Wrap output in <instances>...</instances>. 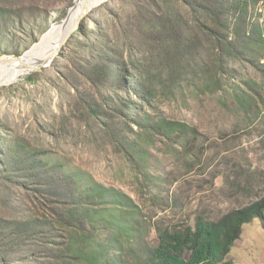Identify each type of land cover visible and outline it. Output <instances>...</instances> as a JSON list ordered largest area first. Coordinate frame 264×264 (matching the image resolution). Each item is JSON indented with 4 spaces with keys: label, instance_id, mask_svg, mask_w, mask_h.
Returning a JSON list of instances; mask_svg holds the SVG:
<instances>
[{
    "label": "rangeland",
    "instance_id": "obj_1",
    "mask_svg": "<svg viewBox=\"0 0 264 264\" xmlns=\"http://www.w3.org/2000/svg\"><path fill=\"white\" fill-rule=\"evenodd\" d=\"M75 1L0 0V11L6 13L0 21L6 19L8 26L0 34V60H18L27 54L70 14ZM130 1H105L82 19L80 27L88 24L90 30L108 36L113 47L122 50ZM255 13L257 17L250 20L264 25V0L255 6ZM19 24L22 29L17 28ZM77 37L79 29L50 66L0 86V150L18 143L41 153L52 164L66 167L69 173L80 171L89 175L86 179L92 177L127 194L138 206L150 246L157 244L161 232L194 230L199 221L218 222L264 197V73L259 72L260 66L233 63L231 80L217 74L215 83L193 70L181 78L155 70L157 110L148 113H162L170 121L184 123L190 133L173 140L138 136L136 126L132 125L131 133L108 112L97 122L81 103V94L92 95L93 90L73 71L70 50ZM261 51L264 56V49ZM136 55L141 57L139 52ZM260 64L264 72L263 58ZM235 86L250 94L247 111L239 110L235 103ZM118 120L121 124L116 129L123 136L130 133L138 142L142 153L138 160L131 161L116 145L108 125ZM5 174L0 171V219L10 221L26 212L52 220L49 202L42 200L41 205L31 188L8 182ZM58 235L68 234L63 229ZM46 248L52 246L40 242L0 261L21 264L15 258L20 256L29 264H44ZM229 259L234 264H264V230L258 222L247 227Z\"/></svg>",
    "mask_w": 264,
    "mask_h": 264
},
{
    "label": "trees",
    "instance_id": "obj_2",
    "mask_svg": "<svg viewBox=\"0 0 264 264\" xmlns=\"http://www.w3.org/2000/svg\"><path fill=\"white\" fill-rule=\"evenodd\" d=\"M261 1L132 0L122 50L113 47L108 36L83 25L79 28L82 40L77 37L75 44H70L73 71L93 90L92 95L81 94V103L97 122L108 112L131 133L132 125L136 126L139 132L134 134L138 136L183 139L190 133L186 124L170 121L162 113H148L157 110L154 85L158 75L154 71H168L181 78L193 70L215 83L217 74L230 81L231 64L245 61L257 64L264 73L260 64L264 25L250 20L257 17L255 6ZM5 15L0 11V18ZM6 21H0V34L8 27ZM233 91L239 110L247 111L250 94L236 86ZM120 124L118 120L108 125L116 145L131 161L138 160L142 156L138 142L130 133L123 136L116 129ZM41 156L18 143L0 150V171L6 173L5 179L31 188L40 203L49 202L52 211V220L26 212L10 221L0 219V260L44 242L52 246L45 249L44 264H234L229 255L247 227L258 222L264 230L263 197L218 222L199 221L194 230L161 232L157 244L150 246L132 198L92 177L86 179L89 175L80 171L69 173L66 167ZM63 229L66 237L58 235ZM15 258L29 264L23 257Z\"/></svg>",
    "mask_w": 264,
    "mask_h": 264
},
{
    "label": "bare ground",
    "instance_id": "obj_3",
    "mask_svg": "<svg viewBox=\"0 0 264 264\" xmlns=\"http://www.w3.org/2000/svg\"><path fill=\"white\" fill-rule=\"evenodd\" d=\"M107 0H76L70 14L51 30L27 54L18 60H0V86L11 85L39 66H48L58 55L82 19Z\"/></svg>",
    "mask_w": 264,
    "mask_h": 264
},
{
    "label": "water",
    "instance_id": "obj_4",
    "mask_svg": "<svg viewBox=\"0 0 264 264\" xmlns=\"http://www.w3.org/2000/svg\"><path fill=\"white\" fill-rule=\"evenodd\" d=\"M85 17H86V16H85ZM80 23H81V22H80ZM80 23H79V25H78V27H77V29H76L75 31H77V30L79 29V27H80ZM68 40H69V39H68ZM68 40H67V41H68ZM67 41H66V42H67ZM1 58H3V57H1ZM17 59H18V58H17ZM53 61H54V60H52V62L49 64V66L53 63ZM43 67H47V66H39V67L36 68L34 71H40V70H42ZM34 71H33V72H34Z\"/></svg>",
    "mask_w": 264,
    "mask_h": 264
}]
</instances>
